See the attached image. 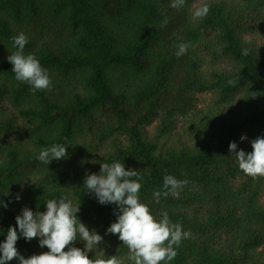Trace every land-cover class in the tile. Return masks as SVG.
<instances>
[{"label":"trees","instance_id":"obj_1","mask_svg":"<svg viewBox=\"0 0 264 264\" xmlns=\"http://www.w3.org/2000/svg\"><path fill=\"white\" fill-rule=\"evenodd\" d=\"M194 1L174 9L172 0H0V192L10 194L0 199L11 201L0 208V240L23 207L44 211L66 195L104 236L90 258L134 264L118 235L105 234L116 206L82 190L86 174L118 161L143 177L139 196L157 219L167 211L190 232L170 264H264V177L244 174L229 152L231 142L250 152L264 136V40L244 36L264 0H201L210 11L198 19ZM20 32L24 53L49 70L48 89L15 79L7 57ZM180 42L190 46L177 57ZM202 47L230 66L202 68ZM205 92L211 103L198 106L195 94ZM66 140L68 158L36 159ZM167 174L188 183L157 203ZM16 246L26 258L48 251L36 238Z\"/></svg>","mask_w":264,"mask_h":264},{"label":"clouds","instance_id":"obj_2","mask_svg":"<svg viewBox=\"0 0 264 264\" xmlns=\"http://www.w3.org/2000/svg\"><path fill=\"white\" fill-rule=\"evenodd\" d=\"M185 4L186 0H172L170 6L175 9ZM209 11L210 5L204 3L192 11V16L203 18ZM11 40L15 51L7 59L12 64L15 79L26 82L32 90L48 89L52 83L49 70L41 65L34 54L24 53L29 42L27 35L20 32ZM189 46L188 43H178L175 55H185ZM241 55H250V49H241ZM228 83L231 85L233 81L229 80ZM247 139V136H241L240 143ZM250 143L252 151L246 152L238 149L236 142H231L229 152L236 154L238 167L244 174L253 178L264 177V136H257ZM69 145L72 144L67 140L62 144H52L41 149L36 159L46 166L53 160L66 159ZM142 181L143 177L134 168H126L124 163H101L98 174L85 175L82 190L94 196L101 205L116 206L113 210L116 219L105 230V234L118 235V239L132 253L130 259L134 264H170L182 242L189 238L190 232L180 224L173 223L167 211L159 219L152 214L139 196ZM187 183V180H178L174 175L167 174L163 177L162 187L154 190V199L159 203L162 196L166 198L171 194L178 197V189ZM0 194L10 195L8 190ZM20 198L17 193L15 199ZM10 202L0 199V208L7 209ZM44 205V211H34L25 206L16 215V225L9 226L5 239L0 240V264H8L14 258L17 264H122L115 255L90 258L89 253L99 248L104 236L95 228L90 229L78 217L81 201L76 203L66 195H60L46 200ZM20 238L28 242L36 238L39 247H46L48 251L26 258L16 246ZM77 240L83 242L82 248L75 245Z\"/></svg>","mask_w":264,"mask_h":264},{"label":"rangeland","instance_id":"obj_3","mask_svg":"<svg viewBox=\"0 0 264 264\" xmlns=\"http://www.w3.org/2000/svg\"><path fill=\"white\" fill-rule=\"evenodd\" d=\"M201 0H195L191 8L194 10ZM255 20L257 21L256 27L253 29L252 33H247L244 36L246 38H253L256 42L260 43L264 40V9L260 10V12L256 13L254 16ZM209 35V34H207ZM201 59L200 64L202 68H210V67H221V66H230L231 62L225 58H218L213 59L210 58L204 49L201 48ZM196 96V104L198 106H207L211 103V94L209 92L205 93H197ZM259 201H264V188L260 193Z\"/></svg>","mask_w":264,"mask_h":264}]
</instances>
